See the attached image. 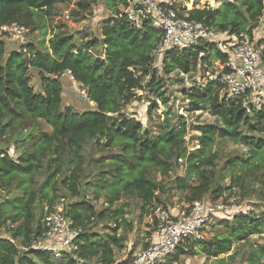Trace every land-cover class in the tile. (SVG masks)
<instances>
[{
    "label": "trees",
    "instance_id": "obj_1",
    "mask_svg": "<svg viewBox=\"0 0 264 264\" xmlns=\"http://www.w3.org/2000/svg\"><path fill=\"white\" fill-rule=\"evenodd\" d=\"M71 1L0 0V27L16 24L44 35V21L56 17L59 4ZM97 1L76 0L72 16L89 12ZM209 1L220 4L215 8L208 3L199 7V0H195L188 11L181 3L174 8L216 31L252 40L263 16L264 0ZM102 2L111 6V14L101 25L99 38L75 43L72 35L57 27L47 44H41V50L28 43L25 52L22 47L7 52L0 40V191H9L12 186L22 191L12 201L0 202V228L10 234V239L0 238V264H129L130 256L121 262L116 260V253L127 241L126 234L133 228L126 220L127 205L116 203L123 194L135 193L141 212L148 214L157 203L158 190L150 175L156 172L167 176L180 161L186 175L176 178L177 189L185 193V202L190 205L201 200L214 177L218 154L212 152V147L218 140L242 144L248 151L246 156L228 161L230 169L237 172L230 174L231 186L216 188L214 201L224 191L231 194L240 185L241 174L254 176L261 170L264 176V104L257 107L245 104L243 97H228L219 82L207 80L203 86L183 91L188 112L207 111L214 119L212 123L173 125L166 114L154 134L140 121L122 114L136 92H147L165 104V77L206 73L213 61L224 63L226 57L210 43L171 50L164 55L158 74L153 67V53L160 33L149 24L135 28L123 10L127 0ZM98 47L100 51L95 54ZM30 68L38 72L42 93H36L30 85ZM68 72L86 89L93 110L79 113L61 108L59 78ZM41 123L51 131L44 132ZM196 132V143L188 149L185 138ZM90 141H96L103 150H119L110 156V161L98 160L107 170L85 184V190L93 189L92 201L104 197L103 207L97 210L86 199L65 207L63 211L73 227L80 229L75 238L77 248L72 254L53 259L49 252L31 248L43 233L42 222L36 219V203L47 204V215L57 200L79 195L84 174L82 152ZM11 146L13 156L8 155ZM42 171L48 172V177L37 187L35 177ZM61 189L65 195L58 194ZM216 218L219 219L212 225L214 234L210 239L186 240L163 264L177 263L187 254L216 258L230 252L234 243L264 233V211L240 212L232 219L220 213ZM100 223L104 226L98 233L93 226ZM146 246L147 243L143 247ZM261 258L262 247L248 262L264 264Z\"/></svg>",
    "mask_w": 264,
    "mask_h": 264
},
{
    "label": "rangeland",
    "instance_id": "obj_2",
    "mask_svg": "<svg viewBox=\"0 0 264 264\" xmlns=\"http://www.w3.org/2000/svg\"><path fill=\"white\" fill-rule=\"evenodd\" d=\"M230 1V0H224ZM76 0H72L70 3L59 4L56 10V17L52 20H46V34H42L41 31L33 30L25 33V39L27 43L34 44L35 47L41 50V44H47L48 40L52 37L57 27L61 30L72 35L75 43H81L93 39L99 38V30L103 22L111 14L109 7H106L102 0H98L92 6L89 12L82 13L78 17H73L71 12L76 7ZM177 4L181 3L187 8V11L192 9L195 5V0H176ZM199 7H202L206 3L211 7H218L220 2H213L205 0H199ZM207 5V4H206ZM207 5V6H208ZM113 6V4H112ZM248 39L247 36H245ZM0 40L5 43L7 52L21 50L22 43L17 40L11 39L9 34H4L0 31ZM249 40V39H248ZM256 44L264 47V12L263 16L259 20L258 27L253 31V38L250 40ZM99 53L100 48H96ZM162 62V61H161ZM161 62L155 60L153 67L158 74H161ZM217 69V61H213L211 66L207 67L206 73L197 72L193 76L189 75H177L172 74L165 77L164 96L166 103L164 104L158 98H155L147 92H136L134 100L126 105L122 114L129 116L133 119L140 121L145 129L151 130L154 134L158 133L159 124L165 119L168 114L171 119V123L176 125L180 122H184L188 127L191 125L212 123L213 117L207 111L188 112V101L186 100L183 91L194 85H205L208 79V74H211ZM29 82L36 93H42L40 77L37 70L29 69ZM59 82L62 87V105L61 108H70L76 112H85L94 109V104L85 97L83 90L79 87V84L71 79L68 73H65L59 78ZM264 101V97L260 98ZM252 104H255L254 99L251 100ZM156 103V107H152V104ZM257 106V105H254ZM258 107V106H257ZM42 130L44 132H50L51 128L41 123ZM198 132L188 133L186 141L188 149H192V146L196 143ZM216 151L218 158L215 162V172L210 186L209 192L202 197L203 201H213L222 206V212L230 219L237 214H247L254 212L258 214L264 211V176L263 171L259 170L252 176L249 173L241 174L240 185L234 187L232 193L224 191L216 201L212 199L216 195L215 190L217 187L223 189L232 185L230 174H235L237 169H230L227 165L228 161L236 156H246L247 148L242 144L216 141L212 147V152ZM117 149H101L96 141H90L83 149V170L84 174L81 180V188L78 196H66L57 200L53 209L64 210L65 207L71 203L81 201L83 199L89 200L93 206L100 210L103 207L104 197L101 196L98 201H92L93 195L91 190H85V184L89 181H94L95 177L101 171H106L107 168L101 166L98 160L102 159L110 161L112 154H118ZM240 174V172L238 173ZM186 175V167L183 161L179 162V166H176L167 176H162L156 172H153L150 176L158 184L157 190V203L148 211V214L141 212V203L137 199L135 193L123 194L121 200L116 205L126 204V220L133 227L132 232L126 234L127 241L124 243V248L116 253V260L121 262L126 260L128 256L132 257L135 253L143 249L144 245L149 239L151 234L159 224L158 216L164 215L172 218L173 216L183 213L187 210L190 204L185 202V193L177 189L176 178H184ZM48 177V172L42 171L35 177L39 187L43 184ZM21 190H17L12 186L9 191H0V202L12 201L16 196H20ZM58 194L65 195V191L61 189ZM103 194V193H101ZM47 212V204L44 202L36 203L35 213L36 219H39L41 223ZM219 218L210 220L209 225L206 227L203 239H210L214 234L213 224H215ZM104 226L103 223L95 224L93 230L101 233V229ZM6 229L0 228V238L10 239V234L6 232ZM122 231H119L121 233ZM264 248V233L254 235L246 242L234 243L230 252L224 255H220L216 258H206L202 253L197 255H184L177 263L174 264H249L248 258L255 254L259 248ZM261 262H264V258H261Z\"/></svg>",
    "mask_w": 264,
    "mask_h": 264
},
{
    "label": "built area",
    "instance_id": "obj_3",
    "mask_svg": "<svg viewBox=\"0 0 264 264\" xmlns=\"http://www.w3.org/2000/svg\"><path fill=\"white\" fill-rule=\"evenodd\" d=\"M176 0H127L123 8L128 21L137 29L149 24L160 33V42L153 55L161 62L171 50L189 49L201 43H210L226 57L224 63L217 61V69L208 74L209 81L224 86L228 97H243L245 104H264V47L245 36L236 37L219 32L200 22L190 20L185 13L174 8ZM11 39L20 41L22 51L28 44L26 29L12 24L0 27ZM70 75V72H68ZM71 76V75H70ZM71 79L73 77L71 76ZM82 94L86 89L79 84ZM254 99L255 104L251 102ZM8 155H14L11 146ZM222 206L213 201H195L183 213L172 218L160 215L159 224L151 233L147 246L135 253L129 264H163L186 240H201L210 220L220 216ZM43 233L31 246L33 250L49 252L53 259L72 254L76 250L75 238L80 231L63 210L54 209L42 221Z\"/></svg>",
    "mask_w": 264,
    "mask_h": 264
}]
</instances>
